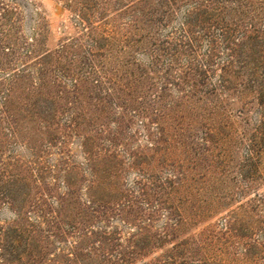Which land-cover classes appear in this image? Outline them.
<instances>
[{
	"label": "trees",
	"instance_id": "obj_1",
	"mask_svg": "<svg viewBox=\"0 0 264 264\" xmlns=\"http://www.w3.org/2000/svg\"><path fill=\"white\" fill-rule=\"evenodd\" d=\"M61 2L83 34L82 63L98 99L126 95L125 110L133 118L150 111L174 116L179 126L189 114L218 113L224 128L251 130L244 137L253 144L248 156L264 154V145H258L264 144V0ZM27 8L38 22L31 37L24 34ZM47 29L36 0H0V51L18 47L27 52L26 60L44 52L0 90V114L7 119L17 90L28 97L44 88ZM7 32L16 39L4 40ZM151 96L154 100L148 103ZM14 124L12 120L10 128ZM183 137L179 144H186ZM144 179L138 178L132 190L89 198L88 212L68 223L92 240L85 253L74 254L78 264H264V221L238 228L232 211L219 225L192 232L195 224L174 188L181 181L159 187L149 198L153 183ZM133 213L134 219L128 216ZM20 236L13 251L23 241ZM28 237L33 236L24 242L30 244L33 238ZM1 261L52 262L32 251L25 261L22 256Z\"/></svg>",
	"mask_w": 264,
	"mask_h": 264
},
{
	"label": "rangeland",
	"instance_id": "obj_2",
	"mask_svg": "<svg viewBox=\"0 0 264 264\" xmlns=\"http://www.w3.org/2000/svg\"><path fill=\"white\" fill-rule=\"evenodd\" d=\"M36 1L49 26L46 80L39 95L17 90L10 117L0 114V264L16 256L25 261L29 251L52 260L47 264H78L74 254L85 253L92 240L68 223L88 212L89 198L132 190L138 178L153 183L149 198L181 181L174 188L195 224L192 232L219 225L232 211L238 228L264 221V203L257 201L264 199V154L248 156L250 129L224 128L218 113L189 114L180 126L174 116L150 111L133 118L126 95L98 99L82 63L86 43L70 11L61 0ZM36 19L27 8L28 37ZM16 37L7 32L4 40ZM42 54L26 60L18 47L0 51V90ZM181 134L186 144L178 143ZM19 234L23 241L13 251ZM29 234L30 244L24 242Z\"/></svg>",
	"mask_w": 264,
	"mask_h": 264
}]
</instances>
